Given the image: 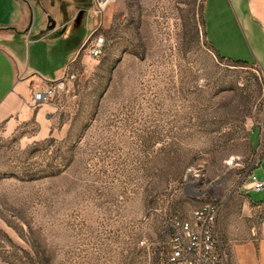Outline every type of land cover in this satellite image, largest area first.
<instances>
[{"label": "rangeland", "instance_id": "374dc122", "mask_svg": "<svg viewBox=\"0 0 264 264\" xmlns=\"http://www.w3.org/2000/svg\"><path fill=\"white\" fill-rule=\"evenodd\" d=\"M205 3L113 0L103 55L82 47L52 98L0 125V264H157L166 220L206 201L228 264H264V190L245 187L262 176L264 68L220 57L257 61L248 41L212 48Z\"/></svg>", "mask_w": 264, "mask_h": 264}, {"label": "crops", "instance_id": "0c3cea01", "mask_svg": "<svg viewBox=\"0 0 264 264\" xmlns=\"http://www.w3.org/2000/svg\"><path fill=\"white\" fill-rule=\"evenodd\" d=\"M93 4L94 0H0V125L7 122L9 128H17L32 113L34 90L65 75L99 22ZM204 11L212 15L211 25L205 24L212 48H241L248 41L257 58L249 63L264 68V0H206ZM26 41L29 60L23 50ZM46 113L47 108L39 111L40 116ZM259 168L264 177V159ZM246 254H239L241 263L256 264L255 255L251 263Z\"/></svg>", "mask_w": 264, "mask_h": 264}, {"label": "built area", "instance_id": "2783aa9c", "mask_svg": "<svg viewBox=\"0 0 264 264\" xmlns=\"http://www.w3.org/2000/svg\"><path fill=\"white\" fill-rule=\"evenodd\" d=\"M113 0H94L93 12L101 16ZM100 22L94 28L83 45L89 57L102 56L107 39L98 33ZM64 84L63 79L51 82L44 88L34 90L32 106H38L52 98L57 89ZM264 159V131L260 137L257 165ZM193 179L199 176V169L189 170ZM193 175V176H191ZM245 187L250 191L264 190V177H260L255 168L248 173ZM261 210L264 220V200L254 202ZM219 204L216 201H206L198 205L188 219L180 215H171L166 220V235L168 252L157 264H228L225 253L220 249L217 235Z\"/></svg>", "mask_w": 264, "mask_h": 264}, {"label": "trees", "instance_id": "16d2710c", "mask_svg": "<svg viewBox=\"0 0 264 264\" xmlns=\"http://www.w3.org/2000/svg\"><path fill=\"white\" fill-rule=\"evenodd\" d=\"M220 56V55H219ZM222 59H228V60H231V61H234L235 63H239V64H250L248 61H244V60H233V59H230V58H226V57H222L220 56Z\"/></svg>", "mask_w": 264, "mask_h": 264}, {"label": "bare ground", "instance_id": "6f19581e", "mask_svg": "<svg viewBox=\"0 0 264 264\" xmlns=\"http://www.w3.org/2000/svg\"><path fill=\"white\" fill-rule=\"evenodd\" d=\"M100 57V56H99ZM201 173H202V170L201 169H199V176L201 175ZM191 176H193V175H191ZM195 179H197L196 177H194ZM219 183V182H218Z\"/></svg>", "mask_w": 264, "mask_h": 264}]
</instances>
